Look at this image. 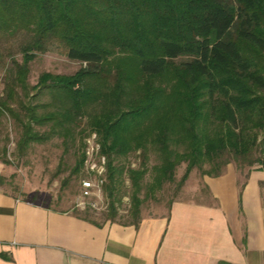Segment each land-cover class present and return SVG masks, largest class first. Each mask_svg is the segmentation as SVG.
Here are the masks:
<instances>
[{
    "label": "trees",
    "instance_id": "trees-1",
    "mask_svg": "<svg viewBox=\"0 0 264 264\" xmlns=\"http://www.w3.org/2000/svg\"><path fill=\"white\" fill-rule=\"evenodd\" d=\"M52 43L80 65L30 83V59ZM6 56L0 116L19 128L17 152L51 135L64 142L83 119L105 156L111 210L129 179V222L141 187L172 180L181 161L178 184L193 167L220 173L229 157L264 170V0H0V63ZM135 150L140 165H124ZM82 159L80 149L73 171Z\"/></svg>",
    "mask_w": 264,
    "mask_h": 264
},
{
    "label": "crops",
    "instance_id": "crops-1",
    "mask_svg": "<svg viewBox=\"0 0 264 264\" xmlns=\"http://www.w3.org/2000/svg\"><path fill=\"white\" fill-rule=\"evenodd\" d=\"M264 170L204 175L208 200L95 222L0 187V264H264Z\"/></svg>",
    "mask_w": 264,
    "mask_h": 264
},
{
    "label": "rangeland",
    "instance_id": "rangeland-1",
    "mask_svg": "<svg viewBox=\"0 0 264 264\" xmlns=\"http://www.w3.org/2000/svg\"><path fill=\"white\" fill-rule=\"evenodd\" d=\"M14 38L9 40L13 43ZM12 46V54L19 59V52ZM0 63V92L2 89L8 58ZM78 59L69 58L65 55L62 47L52 43L44 51L36 52L29 61L27 79L30 83L36 80L41 70L51 72H72L80 65ZM73 137L61 141V137L51 135L40 142H32L26 149L18 153L15 148V140L18 136V126L6 114L0 116V187L12 195L39 203L54 209H70L87 218L100 222L107 219L115 221H132L135 216L130 212L132 187L129 179L123 173V180L118 191L113 196L114 209L109 208V196L106 194L102 183L99 192H92L88 195L81 194L80 177L86 176L82 166L73 171L74 160L84 147V138L91 132H87L83 119L78 122ZM87 132V133H86ZM88 137V136H87ZM97 137V136H96ZM82 142V147L80 141ZM4 147V151L2 149ZM257 150L250 158H254ZM247 158H231L222 165H232L237 171L243 173L248 168L258 167L259 164L252 161L247 164ZM153 153H149L144 164L148 168L143 177L142 183L151 180L149 167L155 161ZM124 165L136 167L140 165L142 157L138 150L130 151L121 158ZM82 165V164H81ZM184 162H179L174 168L173 179L163 181L158 188L151 193H144V187L137 192L141 198L138 215L141 213L153 214L166 211L171 200L184 198L190 200H208L209 193L203 183L202 173L198 168L189 170L184 180L178 184L182 173ZM220 171V172H221ZM144 185V184H143ZM264 198V185L262 184Z\"/></svg>",
    "mask_w": 264,
    "mask_h": 264
},
{
    "label": "built area",
    "instance_id": "built-area-1",
    "mask_svg": "<svg viewBox=\"0 0 264 264\" xmlns=\"http://www.w3.org/2000/svg\"><path fill=\"white\" fill-rule=\"evenodd\" d=\"M91 133L84 138L82 168L86 176L80 177L81 194L88 195L100 191L105 173V156L99 151L96 133Z\"/></svg>",
    "mask_w": 264,
    "mask_h": 264
}]
</instances>
